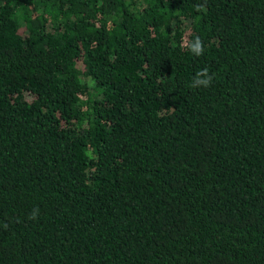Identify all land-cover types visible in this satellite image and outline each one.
<instances>
[{"label": "trees", "instance_id": "trees-1", "mask_svg": "<svg viewBox=\"0 0 264 264\" xmlns=\"http://www.w3.org/2000/svg\"><path fill=\"white\" fill-rule=\"evenodd\" d=\"M0 264H264V0H0Z\"/></svg>", "mask_w": 264, "mask_h": 264}, {"label": "clouds", "instance_id": "clouds-1", "mask_svg": "<svg viewBox=\"0 0 264 264\" xmlns=\"http://www.w3.org/2000/svg\"><path fill=\"white\" fill-rule=\"evenodd\" d=\"M189 50L195 54V55H202L203 51H204V47H203V41L199 38L196 37V39L191 42L189 45ZM212 80V77L208 75V69L205 68L203 70H201V72L197 73L196 78L193 80L192 83V87H198V86H208L210 84ZM36 217V212L34 211L32 213V217L31 218H35Z\"/></svg>", "mask_w": 264, "mask_h": 264}]
</instances>
